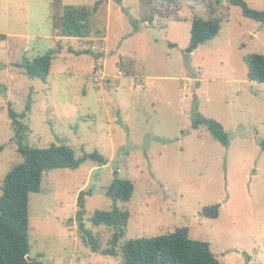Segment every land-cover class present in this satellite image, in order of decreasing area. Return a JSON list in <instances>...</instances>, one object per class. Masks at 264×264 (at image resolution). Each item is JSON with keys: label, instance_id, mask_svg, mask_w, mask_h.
<instances>
[{"label": "rangeland", "instance_id": "obj_1", "mask_svg": "<svg viewBox=\"0 0 264 264\" xmlns=\"http://www.w3.org/2000/svg\"><path fill=\"white\" fill-rule=\"evenodd\" d=\"M213 1L225 10L221 18L199 0H0V185L21 164L20 145H67L75 159L98 152L108 161L43 174L41 191L29 198L33 258L118 264L85 245L80 228L101 251L110 248L113 230L88 219L112 209L105 192L117 177L134 186L130 200L118 203L129 219L117 253L125 241L187 228L221 264H264V84L247 80L244 62L264 56V24L229 0ZM243 1L264 9V0ZM96 5L89 39H56L62 6ZM195 18L217 19L221 28L189 53ZM50 49L60 53L45 81L27 77L25 60ZM81 50L103 57L74 54ZM9 108L26 116L19 136ZM198 116L222 125L227 146L206 126L193 127ZM81 191L90 194L79 221ZM210 208L216 218L202 214Z\"/></svg>", "mask_w": 264, "mask_h": 264}, {"label": "trees", "instance_id": "obj_2", "mask_svg": "<svg viewBox=\"0 0 264 264\" xmlns=\"http://www.w3.org/2000/svg\"><path fill=\"white\" fill-rule=\"evenodd\" d=\"M168 4H176L184 0H157ZM208 2L211 15L221 18L223 7H216L213 0H199ZM232 6L241 9L242 16L254 22L264 24V9L256 11L250 9L243 0H229ZM97 5L92 8L64 6L59 15L58 31L61 37L88 38L91 35L89 17L95 13ZM217 19L203 20L195 18L192 22L189 38V49L193 52L198 46L214 39L220 31ZM5 39L0 35V41ZM60 53L57 49L47 50L43 55L34 59H27L24 70L27 77L45 81L49 74L52 61ZM76 55H95L99 59L102 54H95L90 50L74 52ZM246 76L249 82L264 84V56L252 54L244 59ZM189 72L191 68L188 66ZM31 99L27 110H30ZM9 119L19 136L24 125L18 121L19 116L10 108ZM199 125L207 127L211 136L224 146L228 144V137L222 125L213 119L201 116L195 118L193 127ZM26 129V127H24ZM19 152L22 162L14 166L4 177L0 185V264H42L33 258L28 242L29 229V198L30 195L41 191L42 177L45 172L57 169L76 170L83 162L90 160L98 165H106L107 159L98 152H83L79 159H75L74 151L67 145L51 144L46 148L36 149L20 145ZM264 151V140L259 141ZM134 186L129 180H114L106 189V197L112 203V209L107 212L96 211L89 217L94 226H107L111 228L110 248L101 251L98 239L85 229L82 230V242L89 246L94 253L103 256H113L119 260L118 264H221L209 249L206 242L190 238L187 228H176L173 232L152 237L139 238L123 242L120 252L113 250L120 239L123 238L129 219V214L118 207V203L128 202L133 194ZM90 192L81 191L77 198L78 211L76 218L82 221L85 215L84 196ZM204 216L216 218L218 211L214 208L204 209Z\"/></svg>", "mask_w": 264, "mask_h": 264}, {"label": "crops", "instance_id": "obj_3", "mask_svg": "<svg viewBox=\"0 0 264 264\" xmlns=\"http://www.w3.org/2000/svg\"><path fill=\"white\" fill-rule=\"evenodd\" d=\"M109 4V3H108ZM63 7L64 6H62V9H63ZM62 12V11H61ZM49 13H50V11H49ZM94 14V13H93ZM108 17H109V15H108ZM48 19H49V17H48ZM145 23H147L146 21H144V24ZM56 32H57V37H56V39H65L66 37H61L60 36V34H59V31H58V29H57V27H56ZM6 38V37H5ZM72 39H75V40H78V41H81V40H87V39H89V38H84V39H80V38H72ZM106 52V51H105ZM102 57H103V55H102ZM95 72H96V69H95ZM99 72V71H98ZM97 73V72H96ZM107 109V108H106ZM107 114H108V111H107Z\"/></svg>", "mask_w": 264, "mask_h": 264}, {"label": "water", "instance_id": "obj_4", "mask_svg": "<svg viewBox=\"0 0 264 264\" xmlns=\"http://www.w3.org/2000/svg\"><path fill=\"white\" fill-rule=\"evenodd\" d=\"M189 53H191V50L189 49V51H188ZM117 180V177L115 178V181ZM80 228H81V230H83V225L82 224H80Z\"/></svg>", "mask_w": 264, "mask_h": 264}]
</instances>
